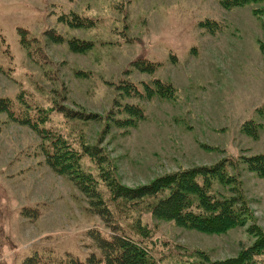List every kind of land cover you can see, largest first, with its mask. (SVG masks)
I'll list each match as a JSON object with an SVG mask.
<instances>
[{
	"label": "rangeland",
	"instance_id": "obj_1",
	"mask_svg": "<svg viewBox=\"0 0 264 264\" xmlns=\"http://www.w3.org/2000/svg\"><path fill=\"white\" fill-rule=\"evenodd\" d=\"M260 7L264 0L228 10L220 0H0V98L23 109L16 98L26 92L28 102L49 112L46 127L84 149L81 164L97 177L103 208L114 212L115 202L125 204L116 225L136 239L135 217L151 229L144 242L152 246V264L236 256L256 239L248 231L252 221L209 233L157 219L145 203L128 211L126 201L111 198L105 174L133 188L223 161L228 173H238L253 221L264 230V177L245 164L247 157L264 153ZM74 12L93 23L69 27L58 20ZM19 28L27 29V46L19 42ZM72 37L91 48L72 51L67 43ZM5 45L12 58L2 53ZM137 58L159 65L153 73L132 69ZM7 66L13 68L9 74L3 71ZM122 79L141 90L155 88L159 80L171 84L174 93L123 96L116 111L113 88ZM129 104L143 115L134 124L120 123L129 116L123 108ZM249 119L259 124L256 136L242 131ZM41 143L29 127L0 112V264H20L34 252L85 260L91 252L99 255L88 231L111 233L85 193L66 174L50 169ZM250 264H264V254Z\"/></svg>",
	"mask_w": 264,
	"mask_h": 264
},
{
	"label": "trees",
	"instance_id": "obj_2",
	"mask_svg": "<svg viewBox=\"0 0 264 264\" xmlns=\"http://www.w3.org/2000/svg\"><path fill=\"white\" fill-rule=\"evenodd\" d=\"M261 1L263 0H220V4L228 10ZM260 8L253 9V13L257 15ZM92 19L75 12L71 13L69 17L58 18L59 21L69 27L90 26L93 23ZM203 26L209 27L207 24ZM55 34L58 38L63 39L61 34L56 32ZM18 35L20 36V44L27 46V29L19 28ZM51 36L49 35L50 39ZM58 38H54L52 41H60ZM0 41L3 42L4 38H0ZM67 43L74 52H83L91 48L90 42L74 37L69 39ZM5 47L2 53L9 56L8 58H12L7 45ZM261 50L264 51V42L261 44ZM130 63L132 69L147 73H153L159 65L146 58H137ZM11 70L13 68L7 66L3 71L9 74ZM154 85L155 88L145 87L141 90L137 84L131 81L120 80L113 88L115 95L112 99V107H116L117 111V107H120L119 98L123 96L140 99L144 94L149 96L155 93L160 96L172 97L174 90L171 84L155 80ZM16 99L23 109L15 107L10 98L1 97L0 112L6 113L11 121L29 127L38 135L42 141L44 159L50 169L55 173L66 174L74 185L89 198V204L92 205V208L95 205L93 211L104 218V222L111 230L110 234H102L99 229L88 231V236L99 250V255L91 252L85 260H80L70 254L57 257L34 252L25 257L20 264H95L102 261L105 264H152V246L148 244L149 242H144V239L149 237L151 229L140 223L141 218L139 216L135 217V223H138L136 228L133 226L132 229L136 230L140 236L139 239H136L124 232L119 224L116 225L114 222L116 216L118 217L122 211V206L125 204L115 202L114 206L117 207L114 208V212L108 207L103 208L104 201L101 193L95 188L97 177L90 170L83 168L81 164L84 149L82 151L76 149L60 132L46 127L49 112L45 108H39L37 105L28 102L26 92H20ZM123 108L129 116L120 120V123L130 124V121H133L134 124L143 115L142 110L137 105H124ZM112 111L113 109H111V113ZM257 111L259 112V109ZM74 116L84 117L86 120L98 118L96 113L83 116L76 113ZM68 117H70L69 114ZM258 127L259 124L249 119L243 123L242 131L247 135L256 136ZM88 154L95 160L93 151L88 150ZM230 164L232 165V162ZM245 164L250 171L264 177V153L247 157ZM233 165L236 166V162L233 161ZM104 177L111 191V198L113 200L121 198L126 201L128 211L137 210L139 208L135 205L145 203L150 213L157 219L173 220L181 226L209 233H223L249 220L252 221L248 231L256 239L248 247L238 252L236 256L224 259L204 257L198 261H188L186 264H250L255 257L264 254V230L253 221L252 211L242 191L238 173H228L223 161H217L213 165H200L173 171L160 175L147 184L133 188L120 184L107 174ZM133 199L137 202H133ZM23 214L29 213L24 211ZM131 220L134 222V219Z\"/></svg>",
	"mask_w": 264,
	"mask_h": 264
}]
</instances>
